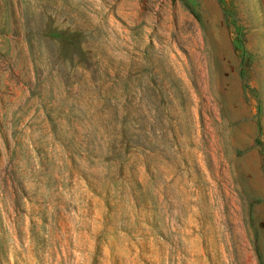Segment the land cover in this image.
<instances>
[{
	"label": "rangeland",
	"instance_id": "rangeland-1",
	"mask_svg": "<svg viewBox=\"0 0 264 264\" xmlns=\"http://www.w3.org/2000/svg\"><path fill=\"white\" fill-rule=\"evenodd\" d=\"M0 264H264V0H0Z\"/></svg>",
	"mask_w": 264,
	"mask_h": 264
}]
</instances>
